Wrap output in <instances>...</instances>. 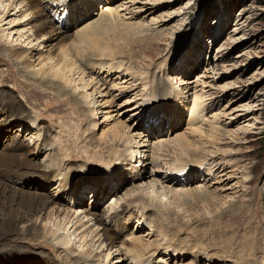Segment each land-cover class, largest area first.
Listing matches in <instances>:
<instances>
[{"label":"rangeland","instance_id":"rangeland-1","mask_svg":"<svg viewBox=\"0 0 264 264\" xmlns=\"http://www.w3.org/2000/svg\"><path fill=\"white\" fill-rule=\"evenodd\" d=\"M10 1L12 0H0L1 10L2 5L9 4ZM113 1L111 5L113 8L124 6L137 12L146 7L153 8L154 15L133 20L145 21L151 26L153 33L160 35V38L155 40L152 36L151 40L144 44L145 52L126 59H130L129 64L136 66L135 69L138 72H143H141L143 74L141 78L144 79L143 86L136 90L138 92H135V89H124L122 87H125L126 83L122 77L118 78L115 74L112 78H106V74H100V78L103 76V79L111 81L110 85L114 81L118 85L112 95L106 99L112 109L105 111H108L107 115H97L100 125L96 126L97 130L92 129V126L82 120L83 117L71 104H58L54 98H48L29 84L33 82L32 77H35L39 67L51 62L41 57L42 54L45 57H62V52L50 53V50H53L50 49L51 47L40 46L38 48L40 52H35L34 67L29 70L27 81L22 79L24 82L17 83L10 80L12 75H15L19 81V76L25 72L21 70L14 58L8 56L6 48L3 47L0 49V94L13 95L30 116L29 118L23 116L25 119L28 118L24 120L25 123L19 117L0 125V128L2 127L0 129V151L12 145L13 136L18 135L20 148L29 150L30 159L37 165L49 169L54 166L52 165L54 158L67 160L70 164L61 167L62 173L78 177L80 187L92 186L95 181L102 178H106V182L113 183L118 179L114 178L115 173L120 175L119 178H122L124 183L121 182V188L115 183L111 184L109 187L114 189L113 192L99 201L93 198V188L89 189L84 199H76L66 192V187L65 189L60 187L59 180L62 176L56 177L57 175H55L56 178L51 177L47 182L39 176L28 175L26 181L15 186L30 193L36 192L54 197L62 208H87L102 218L114 215L116 204L129 203L140 194L154 195L167 201L169 197L160 193L161 189L154 190L149 185L153 181L151 178L157 179L163 177L164 174L151 175L154 167L148 166L143 171L145 177L136 180L138 174L132 165H137L139 160L141 164L144 163L146 160L144 155H150L152 151V147L142 146V144L151 142V144H160V147L165 146L178 135L192 134V130H196L194 138L198 139L199 146L205 152L203 157L212 163H216L214 161L221 163L219 170L214 171L212 173L214 176L210 177L212 184L215 185L210 190H213L217 196L215 199L202 196L198 203L189 202L188 206L183 205L184 207L176 208L180 211H178L180 216L186 217L184 222L188 221L178 237L190 239L193 235L191 230L196 227L202 230V226H206L205 228L210 232L206 234L203 232L204 235L200 234V237H195L194 246L188 245L191 248L187 252H185L186 248L182 247H177L171 252L162 250L160 255L166 257H162V260L156 257L153 264L158 261H161L159 264H175V258L179 256L185 258V261L178 262L179 264H192V261L193 264H211V259L207 255H216V252L223 250H227L228 253L223 251L222 256L217 253L218 259L213 260V264H234L235 262V264H240L238 259L241 257H243L242 264H264V0H137L134 3L130 0ZM102 6L105 7L102 9ZM105 9L106 5L102 3L101 7L93 9L91 11L93 13L83 20L67 19L66 12L57 10L55 13L61 15L58 17L63 16L62 19L60 18L64 22L62 28L70 32L68 43L72 45L76 36L88 24L98 20L102 10ZM28 19L20 13L17 17L7 19V21H15L3 27L7 29L3 38L4 44H8L9 47L29 49L33 46L38 47L39 42L46 40L45 37H39L38 44L35 42L33 46L29 45L34 32L28 25ZM159 78L165 80L166 93L158 92V95L150 86L156 85ZM135 83L139 84L140 81ZM112 99L115 101V107L110 105ZM194 105L196 107L193 108ZM203 105L205 108H202ZM63 111L67 113H62ZM112 116L118 117L117 119L132 129L143 133L145 137L142 139L149 140L147 143L134 145L133 155L136 160H133V163L124 162V164L121 160L106 162L102 159L95 162L91 159V154L87 153L91 152L95 144L97 145L93 143L91 136L94 140L103 138L112 125L111 121L116 120ZM109 117H111L110 120ZM193 120L194 123H190ZM103 122H107L105 125L109 126L104 127ZM12 124L14 126H10ZM40 124L43 129H40ZM37 125L39 127L37 131H32L31 128L36 130ZM44 130L48 134L50 146L46 145V150H40L42 140H40L39 133ZM89 130L92 131V135ZM164 132L165 134L162 135ZM167 146H169L168 149H173L171 145ZM139 147L140 150L137 149ZM52 148L53 151H51ZM169 153L171 158L168 163L174 165L173 159L176 155H172L170 151ZM141 164L138 168H142ZM193 164L195 162L190 166ZM148 173L149 175L146 176ZM202 175L204 176V172L201 173ZM226 179L229 182L223 187L224 182L222 184L220 180ZM199 183L202 184L199 181L191 186H184L183 183L175 187L166 183L162 185L185 192L188 191L185 188L189 187L192 190L200 185ZM202 187L204 186L201 185V189ZM81 204L83 206H80ZM188 207L193 209V213L183 212V209ZM149 210V208L143 210L140 207V211H135L133 214L134 217L128 219V215L124 221L120 218L121 226L127 227V232L129 231L130 234L138 237L144 236L150 227L147 222L144 224V217L139 218L138 216L148 213ZM192 215L196 217L200 215V217L192 220L194 221L192 223L189 220ZM201 216H206V218L202 219ZM221 218L224 221L222 224L218 222ZM202 220L205 223L200 226L197 222ZM164 222L168 224L167 220ZM214 222H216L215 225H213ZM111 225L115 232L119 233L120 225L116 221ZM42 226L53 227L54 225L45 219ZM213 232H216L214 237ZM247 235L249 236L246 239L240 238ZM69 236L70 246L81 251L83 243L73 234V230L69 231ZM241 239L244 243L240 241ZM88 241L91 242L90 237ZM27 246L31 250V260L34 264H68L65 254L55 249L52 244H42L41 240L35 239ZM112 248L110 260L115 264L117 257L120 256L118 252L120 247ZM108 252V250H98V253L102 254H108ZM226 254L230 256L225 257ZM172 255H174L173 260Z\"/></svg>","mask_w":264,"mask_h":264},{"label":"bare ground","instance_id":"bare-ground-1","mask_svg":"<svg viewBox=\"0 0 264 264\" xmlns=\"http://www.w3.org/2000/svg\"><path fill=\"white\" fill-rule=\"evenodd\" d=\"M112 1L113 0H12L9 4L2 5V10L0 8V49L5 47L8 56L14 58L21 70L25 72L23 75L19 76V81L15 75H12L10 80L17 83L27 81L29 76L28 72L30 68L34 67L33 59L36 55L35 52H40L38 49L40 46L51 47L50 49L53 50H50V53L62 52V57H45L42 54L41 57L47 58L51 62L49 61L50 63L41 65L35 77L31 75L33 82L28 83L31 84L33 88L45 94L48 98H54L58 104H71L78 111L80 116L83 117L82 120L92 126V129L100 125V123H98L99 121H97V115H107L109 113L105 111L107 109H112L110 108L111 106L108 105L106 99L112 95L116 85H118L117 83L115 84V81L110 85L109 83L111 81L103 79V76L100 78V74H106V78H112V76L117 74V77H122L126 83V86L122 88L135 89V92H138L136 90L143 86L142 82L144 79L141 78L143 72H138L137 69H135L136 66H133L132 63L129 64L130 59H126L129 56H139L145 52L143 50L144 44L149 42L152 36H154L155 40L160 38V35L153 33L154 31L151 26L147 25L148 23L145 21L133 20L138 18L142 19L143 17L148 18L154 15L153 8L146 7L144 8L146 10L143 9L139 12L134 11L132 8L124 7L122 4L121 6L123 7L117 6V8H113L111 5L114 1ZM135 1L137 0H130L132 3ZM102 3H105L106 9L102 10L100 18L88 24L76 36L72 45H70L68 43L70 32L68 29L62 28L64 22L55 12L57 10H62L67 13V19L74 20V18H76L83 20L93 13L91 12L93 9L101 7ZM104 7L105 6H102V9ZM143 11H145V13H143ZM18 13L22 14L25 18H29L28 25L31 26L34 32L33 38L29 37L31 39L29 45L35 42L38 44L39 37H45L46 40L41 41V39L38 47L32 45L33 47L28 49L25 47H9L8 44H4L3 38L7 29L3 27L6 24H12L15 20L7 21V19L13 18V16L17 17ZM176 77H178V75ZM137 81H140V83H135ZM150 87L152 90H155L157 94L158 92L160 94L166 93L165 80L161 78L157 79L156 85L152 84ZM110 105L115 107V101L113 99ZM194 107L196 106L194 105L193 108ZM202 108H205V106L203 105ZM62 113L65 112L63 111ZM23 116L29 118L30 115L23 105L17 102V98L13 95L1 93L0 125L2 123H9L12 119H18L19 117H21L23 119L22 122H24V120L28 118L25 119ZM42 116H44V113H42ZM112 118L116 120L111 121L110 124L112 125H110L106 133L104 132L105 136L103 138H96L95 141L94 137L91 136V140L93 143H97V145L95 144L91 152L87 153L91 154V159H94L95 162L102 159L106 162L121 160L123 163H133V160H136L135 155H133L134 145H140V143L143 142L147 143L149 140L142 139L145 137L143 133L138 132L136 129H132V127L128 126L120 119H117L118 117L112 116ZM110 119L111 117H109V120ZM107 120L108 119H106V121ZM106 123H102L104 127L109 126L105 125ZM190 123H194V120ZM10 126L14 125L12 124ZM39 127L43 129L41 124ZM39 127L37 125L36 130H33V128H31V130L37 131ZM38 132H40V130ZM89 132L92 135V131L89 130ZM195 133L196 130H192V134L178 135L167 144L173 147L171 150L168 149L169 146L167 145L160 147V144H151V142L150 144H142V146L152 147V151L149 150V152L151 151L150 155H144V158L146 157L144 163L141 164V160H139L137 165H132L135 172L138 174L136 180L145 177L143 172L145 167L153 166L154 170L151 172V175H155L154 173L157 175L162 173L164 176L157 179L151 178L153 181H151L149 185H151V188L154 190L161 189L162 192L160 193L163 195L165 194L169 199L163 201L161 198L154 195L140 194L138 195L139 197H137L140 199L136 198L137 200L135 199L129 203L116 204V206H114V215L107 216L108 218H102L100 215L98 216L87 208H62L54 197L36 192L30 193L15 185L26 181L28 175L39 176V178L45 179V182L57 175L56 177L62 176L59 180L60 187H64V189L66 187L67 191H65L68 194H72L76 199H84L89 189L93 188V198L95 197V200L99 201L102 200L105 195L108 196L113 192L114 189L109 187L111 184L115 183V185L117 184L120 187L121 182L124 183L122 178H119V174L115 173L114 178L118 179L113 183L106 182V178H102L95 181V184H92V186L80 187L78 185L80 181L78 177L73 174L62 173L61 167L70 164L67 160L65 161L61 158L57 160L58 158L56 157L52 160V165L55 167L53 166L49 169L48 167L45 168L37 165L29 157L31 152L27 149L20 148L18 135L13 136L12 145L6 146L5 149L1 148L3 150L0 151V264H34L31 260V250L28 249L29 246H27V244H30L31 241L35 239L41 240L42 244H52L55 249L63 252L67 257L68 264H111L112 247H120L118 249L120 256L117 257L118 260L115 264H128V261L129 264H153L156 257L160 258V260L166 257L160 255L161 251L164 249L167 252H171V250L177 249V247L186 248L185 252L190 250L191 246L195 244L196 240L194 241V238L197 236L200 237V234L203 232L206 234V232H210V230H207V228H205L206 226H202L205 221H198L197 223H200L199 225L202 226V230L196 227V229L191 230L193 235L190 239L179 238L180 231L184 230L183 227L188 221L184 222V218L186 217L183 218L180 216L178 214L179 210L177 211V209L183 205L188 206V204H190L189 202H200L199 200L202 196L215 199L217 195L213 190H210L212 186L215 185L212 184V179L210 177L214 176L212 173L214 171L217 172L221 165V163L217 161H214L216 163H212L210 160L203 157L205 152L202 150L203 148L201 149V146H199L198 139L196 140L194 138ZM39 134L40 140H42L40 150H46V145L50 146L48 143V134L46 130ZM164 134L165 132L162 135ZM160 143L162 144V142ZM154 145L156 146L154 147ZM137 149L140 150V147ZM51 151H53V148ZM169 151L172 155H176L174 157L175 159H173L174 165L168 163L170 162L169 158H171ZM92 154H95V157ZM53 155H55V153ZM194 162L195 164L190 166V164ZM124 164L122 165L124 166ZM140 164L142 168L139 167V169L138 166ZM203 172L204 176H201ZM147 175H149V173L146 174V176ZM199 181L202 184L199 183L200 185L192 190L189 187L185 188L188 190L185 192L169 187H175L181 183H183L184 186H191ZM220 181L221 183L224 182V184L222 183L223 187L229 182L228 179ZM162 183H166L169 186L162 185ZM201 185L204 186L202 187L203 189H201ZM120 188H118V190ZM182 189H184V187ZM210 205H212L211 202ZM80 206H83V204ZM140 207L143 210L146 208L150 209L148 213L138 214L139 218L144 217L146 220L143 221L144 224L147 222L150 227L147 233L142 237L130 234L129 231L127 232V227L121 226V219L124 221V219H127L126 217L128 215V219L132 216L134 217L133 214H135V211H140ZM192 211L193 209H191V207L183 209L185 213H191ZM239 211L242 210L239 209ZM187 216H189V214ZM199 217L200 215L197 217L192 215L189 220L192 221ZM201 217L202 219L206 218V216ZM222 218L218 220L220 224L224 222ZM45 219L52 222L54 226H42V222ZM164 220L168 221L167 225ZM114 221L121 227L119 233L115 232L111 225ZM193 222L194 221H192V223ZM215 224L216 222H214L213 225ZM190 225L191 224H189V226ZM70 230H73V234L79 237L83 243L81 251H79L78 248L75 250L73 246H70ZM212 235L214 237L216 232H213ZM248 236L249 235L240 238L246 239ZM89 237L91 238V242L88 241ZM237 239L239 238L237 237ZM190 244L191 246H188ZM99 249H103V251L108 250L109 252L108 254L98 253ZM223 251L216 252V255L218 253L222 256V253L224 254ZM225 252H227V250ZM204 254L206 255V253ZM174 255H172V260L174 259ZM216 255H207V257L211 259V264H213V260H216ZM226 256L229 257L230 255L226 254L225 257ZM45 258L47 259L48 257ZM246 259L248 260V258ZM242 260L243 257L238 259L240 264L243 263ZM183 261H185L183 256L175 258V264ZM159 262L161 261L154 264H159Z\"/></svg>","mask_w":264,"mask_h":264}]
</instances>
